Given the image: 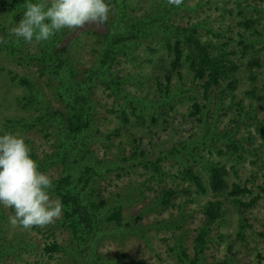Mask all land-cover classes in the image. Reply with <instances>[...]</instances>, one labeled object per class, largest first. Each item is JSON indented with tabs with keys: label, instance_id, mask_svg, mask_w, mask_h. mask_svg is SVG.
<instances>
[{
	"label": "rangeland",
	"instance_id": "obj_1",
	"mask_svg": "<svg viewBox=\"0 0 264 264\" xmlns=\"http://www.w3.org/2000/svg\"><path fill=\"white\" fill-rule=\"evenodd\" d=\"M162 1L165 8L171 9L165 19L166 23L172 22L181 27L190 26L191 23L198 24L199 40L202 43H211L207 51L215 53L217 41L220 40L223 43L227 41L224 49L231 50L227 56L230 59L227 65L232 63L231 60L235 62V64L232 63L236 67L232 76L237 81L231 93L225 87L229 80H223L209 90L208 98H204L200 86L202 81L193 78L188 62L181 59L176 69H173L169 64L171 59L169 55L172 53H168L166 42L172 45L173 39H178L182 50H186L185 42L187 38H191L186 30L176 31L173 27L165 28L166 25L156 30L160 35L140 36L135 40L137 46L134 47V52H137V57L135 56L137 61L134 65L122 62L114 67L121 69L117 72L120 75H123V72L130 74L129 93H135L143 97L142 99L148 94L146 98L148 101H158L154 103L149 101L145 109L157 115L161 123L158 124L160 128H156L157 132L153 138L165 140V144L158 169L148 167L147 173H153V177L146 182L144 169L141 166L128 168V163H120L117 159L115 144L118 138L112 135L111 140L105 142L107 146H101L99 139H104L99 134L117 125L114 113H110L108 109H111L113 102L115 103L112 107L117 108L123 98L110 91L95 90V98L92 96L93 122L90 129L96 128L100 133H95L90 139L93 141L85 143L86 146L79 153V156L82 155L84 158L78 159L80 163L74 169L76 173L72 174L76 180L83 175V166L90 167L92 170L85 175L89 177L85 187L86 198L93 204H103L102 209L106 211L105 215L107 211L120 207V223L132 222L139 215V222L147 230L146 238H136L131 232L119 235L117 232L119 227L114 220H111L106 225L108 230L98 241L97 251L102 254V261L99 263L174 264L179 240L191 256L192 237L204 219L201 205L203 206L207 200L220 199L225 214L208 227L210 240L207 243V250L204 251L206 257L204 262L210 263L224 258L227 264H264V193L261 190L264 188V0H183L179 7L169 5L167 0ZM127 2L129 8H133L135 17L144 15V18H148V15L154 14L155 5H158L160 0H128ZM223 6L228 8H222ZM240 13L242 16L253 19L247 37L254 38L253 46L258 49L256 52L241 50L240 40L245 35L239 34L243 32L237 23L241 17ZM76 34L74 32L69 35V47L75 54L78 60L77 67L81 71L82 67L90 65L91 59L94 58L95 53L91 48L95 44L92 40L93 46H91V40L89 41L91 38L94 39V36L90 34L87 39L81 36L73 38ZM19 55L21 54H8L5 49L0 50L2 67L0 75H3L0 76L1 82L5 81L3 77L10 69L13 73H25L26 77L33 78L37 82V87L43 86L44 78H38L35 67L30 63L26 64L24 60H19L17 58ZM250 57L257 58L258 65L248 66L246 59ZM146 59L151 62H146ZM132 74L136 77L141 74L142 78L139 81H143V84L134 82ZM14 83L15 85L10 87L8 84H4L5 87L0 84V112L4 113V116L14 114L17 107L9 105L7 108L5 106L7 100L4 101V99L7 97L10 101L11 94L23 91L18 80L15 79ZM166 83L169 86L167 90L174 89L175 95L172 98L160 99L161 92L158 89L166 91ZM221 87L225 88L222 94L219 93ZM43 88V101H50L54 108L60 107L54 100L53 93ZM217 96L220 97L217 98ZM193 102L199 104V112L190 115L189 112L193 111L191 107ZM38 106L43 109L42 106ZM134 106L135 109L130 114V124H128L130 128H135L140 123L134 117L139 105ZM125 110L128 113L131 108L127 106ZM142 112L145 113V111ZM38 114L39 112H35L32 117ZM165 119L172 125H168ZM239 124L242 127L240 136L246 137L248 132L251 135L249 139L242 140V149L239 151L229 152L226 144L224 146L219 140L215 142L216 146L208 142L203 145L200 143L210 141L207 135L212 136L213 133L223 137L224 133L232 131L234 126ZM212 125L214 128L211 127ZM46 127L50 129V125L36 124L23 132L21 126L17 124L15 131L12 132L24 137L30 149H34L38 162L48 158L47 154L52 151L57 142L55 134L50 133L51 136H45V133L49 131L45 129ZM142 127L148 126L142 125ZM2 131L0 123V133H3ZM190 137L196 145L194 144L193 151L188 152L198 155L195 165L197 173L203 180L208 179L209 164L221 165L226 171L224 179L227 186L222 193L220 191L214 195L208 182L204 183L206 191L199 192L192 179L183 175L186 165L184 158L189 157V154L186 149L177 153L176 149L180 148L176 147L177 143L182 140L188 141ZM124 141L127 140L124 139ZM223 146L225 155H218V149H222ZM126 148L128 149V145ZM190 148L192 147L189 146ZM55 162L53 165L46 164L45 174L52 181L59 177L62 168L60 160ZM171 174L176 175L175 181L179 184L177 187L171 180ZM234 183L251 190V193H240L237 196L239 199L249 201L255 195H259V198L250 207H242L238 210L237 205L231 200L233 197L226 195ZM162 185L179 190L171 198L174 206H163L159 202L160 197L158 198L157 195ZM80 186H83V183H80ZM184 188L188 189L184 190ZM49 195L53 200L58 197L53 190ZM189 197H192L191 201ZM0 211L5 218H8L6 230L0 233V244L14 251L13 254L9 251L3 253L0 264H36V262L37 264H66V262L68 264L71 255L75 252V246L69 253L64 250L44 253L43 249L44 243L52 238L63 246L68 242L73 245L69 231L60 224L61 216L48 225L34 226L24 230L9 222V217L12 215L9 208L0 206ZM182 215L184 216L180 217L179 221H171ZM164 220L167 221V225H163ZM176 222L178 224L174 226ZM4 233L11 239L8 243L2 238ZM50 233L52 236L48 237ZM220 233L223 236H219ZM228 244L231 247L230 250L227 247Z\"/></svg>",
	"mask_w": 264,
	"mask_h": 264
},
{
	"label": "trees",
	"instance_id": "obj_2",
	"mask_svg": "<svg viewBox=\"0 0 264 264\" xmlns=\"http://www.w3.org/2000/svg\"><path fill=\"white\" fill-rule=\"evenodd\" d=\"M127 1L108 0L112 11L108 21L104 24H85L80 29H63L50 40L42 44H35L23 41L14 43L13 38L8 34L9 20L11 18L15 22L20 18L24 0H0V50L5 49L8 54L20 53L21 55L17 58L24 60L26 64L30 63L33 65L37 77L44 78L43 86L37 87V82L33 78L26 77L25 73L18 74L13 73L10 69L7 70L6 76L3 77L5 81L2 83L0 80L1 86L5 87L4 84H8V87L15 85L14 81L16 79L23 87V91L11 94L10 101L7 97L4 99V101L7 100L5 104L7 108L9 105H16L17 107L14 110L15 113L10 114V116H4L5 114L0 112L2 132H14L17 124L21 126L23 132L33 128L36 124H41L42 126L50 125V129L45 128L49 130L45 133V136H51L50 133L55 134L57 142L54 144L55 147L52 151L47 154L48 158L38 162L33 148L31 149V157L37 163L38 170L43 173L46 171L47 163L53 165L56 163L55 161L60 160L62 166L61 173L58 178L53 180L52 190L55 191V194L62 201L63 209L59 221L63 228L69 231L73 245L68 242L63 246L52 238L50 241L44 243L43 249L44 253H52L58 250H64L66 253H69L75 246V252L71 255L68 264H100L99 261H102V254L97 251L98 241L101 240L102 234L108 230L106 225L111 220H114L117 227H119L117 229L119 235L131 232L136 238H146L147 230L139 222V215L132 222L125 221L120 223V207L107 211L105 215L106 211L102 209L103 204H93L86 198L87 191L85 187L89 182V177L85 175L88 174V171L92 170L90 167L83 166V175H80L76 180L74 179V174H72L76 173L74 169L80 163L78 159L84 158L82 155L79 156V153L86 146L85 143L93 141L90 140L91 137L95 133H100L96 128L90 129L93 122L92 107L94 101L92 96L95 98L96 89L110 91V93L123 98V101L117 108L112 107L115 103L113 102L111 109H108L110 113H114L117 125L99 134L104 139H99L101 146L106 147L105 142L110 141V136L112 135L118 138L115 144L116 147L114 145L117 148V159L120 163H128V168L141 166L144 169L145 182L153 177V173H147L148 167L150 166L154 170L158 169V164L163 155L165 140L153 138L155 132H157L156 128H160L158 124L161 122L158 120L157 115H154V112L152 113L145 109L149 105V101L150 103L158 101H148L146 99L148 98V94L147 97L142 99L143 97L137 96L135 93H129L130 88L128 87V83H130V74L123 72V75H120L117 72L121 69L114 67V65L119 66L122 62L134 65L137 61L135 58L137 52H134V47L137 46L135 40L140 36L160 35L156 30L166 25L165 28L173 27L176 31L178 29L186 30L190 34L189 37H191L187 38L189 42H185L187 44L186 50H182L178 39L174 38L172 45L166 42L168 53H172V55H169V58H171L169 60L170 66L176 69L175 67L178 66L181 59L188 62L187 64L193 73V78H198L202 81L200 86L202 87V97L204 98H208L209 90L219 85L223 80H229L225 87L231 93L235 89L237 81L232 76L233 71L236 69L233 65L235 62L231 60L233 64L227 65V62L230 60L227 56L231 52V50L227 51L224 49L227 41L224 43L220 40L217 41L215 53H211L207 51L211 43H202L197 36L198 24L191 23L190 26L181 27L174 25L172 22L166 23L165 19L171 9L165 8L162 0H160L158 5H155L154 14L148 15V18H144V15L139 18L135 17L133 8H129ZM222 8L228 7L223 6ZM237 23L243 29V32H239V34L245 35L240 40L241 50L256 52L258 49L253 46L254 38L247 37L249 27L253 24V19L241 15ZM74 32L77 34L73 38L81 36L87 39L90 34L94 36V39H89V41L91 40V46H93L92 40L95 44L91 48L93 53H95L94 58L91 59L90 65L82 67L81 71L77 67L78 60L69 47V35H72ZM138 58L143 59V57ZM246 60L248 66L258 65L257 58L255 57H250ZM146 62L151 61H147L146 59ZM230 65L231 67H229ZM1 70L2 67L0 65V72ZM18 70L23 72L22 69L18 68ZM178 76H180L179 73ZM141 78V74L138 77L132 74V80L139 82V85L143 84V81H139ZM43 87H45V90L53 93L54 100L59 103L60 107L54 108L50 101H43ZM165 87L166 91L158 89L161 92L160 99L172 98L175 95L174 89L168 91V83L165 84ZM224 89V87H221L219 93L222 94ZM38 105L42 106L43 109ZM134 105H139L138 112H136L134 117L140 123L138 124L139 126L130 128L128 124H130V114L135 109ZM127 106L131 108V111L128 110V113L125 110ZM191 107L193 111L189 112L190 115L199 112V104L197 102H193ZM142 111H145V113ZM35 112H39V114L32 117ZM165 121L168 125H172L167 119ZM142 125L148 127H142ZM211 127L214 128V125ZM241 128V124L239 126L235 125L232 131L224 133L223 137H219L215 133L212 136L207 135L210 141L200 143L203 145L208 142L216 146L215 142L219 140L224 146L226 144L229 152L239 151L242 149V140H247L251 137L249 132L246 137L240 136L242 132ZM121 131L123 132L122 134ZM124 139L127 141H124ZM25 142L27 143L26 140ZM194 144L196 145L195 142L191 141V137L188 141H180L177 143L176 148H180L176 149L177 153L185 149L187 152L189 150L193 151L195 149ZM127 145L128 149L126 148ZM189 146L192 148L189 149ZM224 146L222 149H218V155H225ZM188 154L189 157L184 158L186 165L183 175H187L188 178L192 179L196 190L205 192L206 186L204 183L208 182L209 188L214 195H217L220 191L222 193V190L227 186L224 179L226 173L224 168L221 165L209 164L208 179L207 181L203 180L196 170L195 163L197 162L196 158L198 155L192 152H188ZM175 177L176 175L171 174V180L177 187L179 184L175 181ZM80 183H83V186H80ZM232 185V189L226 192V195L233 197L231 200L237 205L238 210H241L242 207H250L259 198V195H255L249 201H243L237 196L240 193H251V190L244 186L240 187L236 183ZM186 189L188 188H184V190ZM261 190L264 193V188ZM160 192L158 191L157 195L158 198L160 197L159 202L163 206H174L171 198L179 190L162 185ZM189 200L191 201L192 197H189ZM219 200H207L203 206L201 205L204 219L202 220V225L192 237V255L190 256L186 252L179 240L176 246L177 252H175L174 264H227L224 258L215 262H204L206 258L204 251L207 250V243L210 240L208 238L210 228L208 227L225 214V210L222 208ZM9 209L12 212V209ZM183 216H178L171 219V221H179L180 217L182 218ZM6 220L8 218H5L0 211V233L6 230ZM167 224V221L164 220L163 225ZM176 224L178 222L174 226ZM51 233L48 237L52 236ZM5 236L4 233L2 238H4V241H7L5 240ZM219 236H223V234L220 233ZM8 245L11 247V244ZM229 246L228 244L227 247L230 250L231 247ZM170 249L173 250V248ZM7 251L10 254L14 252L9 247L0 244V260L2 254Z\"/></svg>",
	"mask_w": 264,
	"mask_h": 264
},
{
	"label": "clouds",
	"instance_id": "obj_3",
	"mask_svg": "<svg viewBox=\"0 0 264 264\" xmlns=\"http://www.w3.org/2000/svg\"><path fill=\"white\" fill-rule=\"evenodd\" d=\"M167 2L179 6L182 0ZM111 11L108 0H24L20 18L9 20L8 34L14 43L42 44L63 29L104 24ZM52 189V179L38 170L24 137L0 133V206L12 209L9 222L24 230L53 223L63 204L50 197ZM5 240L11 239L5 236Z\"/></svg>",
	"mask_w": 264,
	"mask_h": 264
}]
</instances>
